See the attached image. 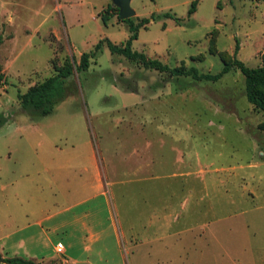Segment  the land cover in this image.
Wrapping results in <instances>:
<instances>
[{
	"label": "rangeland",
	"instance_id": "1",
	"mask_svg": "<svg viewBox=\"0 0 264 264\" xmlns=\"http://www.w3.org/2000/svg\"><path fill=\"white\" fill-rule=\"evenodd\" d=\"M110 4L0 0V226L33 223L60 204L84 200L66 217L96 212L93 257L264 264V118L246 102L237 70L216 82L175 79L102 47L86 71L68 78L47 116L23 112L16 100L65 58L77 61L102 39L123 43L141 20L147 23L138 26L131 50L168 68L182 63L218 73L212 40L228 55L237 45L235 58L258 67L264 2L129 0L133 17L117 20L108 11L102 22ZM48 237L64 241L60 230Z\"/></svg>",
	"mask_w": 264,
	"mask_h": 264
},
{
	"label": "trees",
	"instance_id": "2",
	"mask_svg": "<svg viewBox=\"0 0 264 264\" xmlns=\"http://www.w3.org/2000/svg\"><path fill=\"white\" fill-rule=\"evenodd\" d=\"M251 2H264V0H244ZM195 2H191L188 14L194 11ZM111 11L117 19V10L111 4L103 11L101 16L102 22H105L107 12ZM118 20V19H117ZM145 20H141L138 25L131 27V34L121 44L115 45L106 39L99 40L89 53H81L77 61L65 58L60 66H53V74L42 81L28 87L24 93H17L16 100L20 109L30 115L47 116L51 113L52 108L63 95L64 84L68 78L74 73L86 71L89 66L90 59H93L102 47H106L110 56H121L129 62L140 65L145 70H154L159 73H165L167 76L179 78H188L195 82H216L224 74L231 69L237 70L243 77L244 97L246 102L251 105L264 118V53L261 55L262 63L255 68L246 67L241 61L235 58L237 45L231 55L225 52H217L213 46V40L209 41V53L217 55L222 63L220 71L216 74L200 73L193 67H185L180 63L176 67L168 68L166 65L159 62L157 59L146 58L142 53L131 50V41L136 37L138 26L145 28ZM5 122L3 117H0V125ZM259 129L264 131V122L259 124ZM0 264H42L33 260H25L18 257L2 258L0 256ZM52 264V263H50Z\"/></svg>",
	"mask_w": 264,
	"mask_h": 264
},
{
	"label": "crops",
	"instance_id": "3",
	"mask_svg": "<svg viewBox=\"0 0 264 264\" xmlns=\"http://www.w3.org/2000/svg\"><path fill=\"white\" fill-rule=\"evenodd\" d=\"M116 183L122 184V180ZM91 184L92 190L101 188L97 172L92 174ZM100 194H103L102 191ZM78 201L77 203L72 202L66 207L60 204V208L56 212L50 215H38L40 218L33 220V223L0 226V256L2 258L29 259L42 264L53 262H61V264H121L101 254L96 257H93L95 254L88 255L91 245L96 242L94 241L97 234L95 229H99L101 223L96 212L90 209L79 210L67 218L66 214L71 212L78 203H84V200ZM104 216H106L109 226H112L108 212ZM52 219L55 221L54 226L43 229L42 223ZM58 230L63 232L64 236V241L61 243L48 237L49 231L56 232ZM57 243L61 244L59 250L55 247ZM97 248H102V246L99 245Z\"/></svg>",
	"mask_w": 264,
	"mask_h": 264
},
{
	"label": "water",
	"instance_id": "4",
	"mask_svg": "<svg viewBox=\"0 0 264 264\" xmlns=\"http://www.w3.org/2000/svg\"><path fill=\"white\" fill-rule=\"evenodd\" d=\"M110 3L117 10L118 20H125L134 16L133 10L129 7V0H110Z\"/></svg>",
	"mask_w": 264,
	"mask_h": 264
},
{
	"label": "built area",
	"instance_id": "5",
	"mask_svg": "<svg viewBox=\"0 0 264 264\" xmlns=\"http://www.w3.org/2000/svg\"><path fill=\"white\" fill-rule=\"evenodd\" d=\"M55 247H56L57 250H59V249H61V244H60V243H57V244L55 245Z\"/></svg>",
	"mask_w": 264,
	"mask_h": 264
}]
</instances>
